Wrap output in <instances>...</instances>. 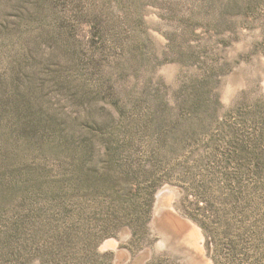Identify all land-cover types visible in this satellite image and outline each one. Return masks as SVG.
Here are the masks:
<instances>
[{
  "label": "rangeland",
  "instance_id": "1",
  "mask_svg": "<svg viewBox=\"0 0 264 264\" xmlns=\"http://www.w3.org/2000/svg\"><path fill=\"white\" fill-rule=\"evenodd\" d=\"M0 264H264V0H0Z\"/></svg>",
  "mask_w": 264,
  "mask_h": 264
}]
</instances>
